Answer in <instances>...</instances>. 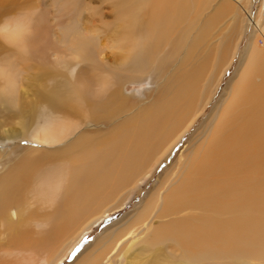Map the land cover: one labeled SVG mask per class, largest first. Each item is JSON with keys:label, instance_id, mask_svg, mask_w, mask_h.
<instances>
[{"label": "bare ground", "instance_id": "obj_1", "mask_svg": "<svg viewBox=\"0 0 264 264\" xmlns=\"http://www.w3.org/2000/svg\"><path fill=\"white\" fill-rule=\"evenodd\" d=\"M181 9V0H154L153 20L130 40L123 66L152 67L159 77L172 67L149 103L130 112L137 101L123 91L125 80L111 73L100 76L93 95L79 94L75 63L67 67V93L43 91L45 102L33 122L22 123L27 128L21 134L33 145L14 154L9 172L0 171V264L63 262L84 234L131 198L208 106L235 51L230 57L228 48H221L219 59L226 58L221 74H208L203 82L199 63L190 56L195 40L186 42L178 27ZM260 40L263 45L253 44L246 63L236 69L219 108L211 101L205 119L214 123L206 127L209 134L187 154L188 144L182 145L178 156L189 157L179 180L162 196L159 219L146 221L150 202H144L127 218L126 229L107 232L109 241L95 243L85 257L83 249L72 264H95L98 258L115 264L119 257V264H157L170 257L190 264L218 259L247 264L251 256L264 258V211L259 208L264 180L257 175L264 151V36ZM11 82L8 95L0 91L8 99ZM10 103L18 106L19 99ZM99 123L106 124L105 130ZM13 133L2 139H16ZM134 234L142 244L129 256L137 241H126Z\"/></svg>", "mask_w": 264, "mask_h": 264}, {"label": "rangeland", "instance_id": "obj_2", "mask_svg": "<svg viewBox=\"0 0 264 264\" xmlns=\"http://www.w3.org/2000/svg\"><path fill=\"white\" fill-rule=\"evenodd\" d=\"M153 3L154 0H0V91L5 89L2 93L8 95L10 81L13 86L10 99L0 95V152L3 154L0 156L1 172L10 171L12 159L19 149L33 145L21 133L27 128V124L33 122L40 106L45 102L42 98L43 91L57 88L67 93L70 88L67 67L73 63L77 67L74 81L79 94L84 91L93 95L91 92L100 81V76L111 73L115 78L125 80L123 91L137 101L138 105L131 108L130 112L139 105L149 103L152 96L156 95L159 85L167 79L172 67L159 77L160 73L155 72L152 67H148V71L145 68L137 71V67L123 65L128 62L126 54L131 42L137 40L136 34L143 32L140 27L146 26L148 20H153ZM181 3L178 27L186 42L189 39L195 40V48L190 56L193 55L198 61L203 82L208 74H221L220 66L226 61V58L219 59L221 48L227 47L230 57L235 51L231 63L214 89L208 106L199 114L193 126L153 166L151 174L135 188L131 198L119 209L105 215L84 234L68 250L60 264H72V260L83 249V256H87L95 243L102 246L110 239V236L104 239L107 232L126 229L127 218L133 213L136 215L146 201L150 202V214L146 221L149 223L159 219L162 196L179 180L184 168L183 160L189 157L178 156L183 149L182 145L188 144V148L184 149V154H187L193 150L192 146L206 138L209 134L206 127L210 129L214 124L213 121L209 123V120H205L211 103L218 101L219 108L220 101L226 99L225 94L236 69L248 60L251 46L256 43L263 45L260 39L264 36V0H181ZM130 52L134 51L130 49ZM130 55L133 56L132 53ZM176 62L177 60L173 64ZM126 67L129 69L125 70ZM2 75L4 79L1 78ZM17 98L19 105H12L10 101ZM71 99L76 101L72 97ZM18 108L21 115L17 113ZM125 114L127 113L120 114L119 119L124 118ZM69 115L74 119L80 118L77 114ZM23 122L27 124L22 127ZM99 124V129L101 127L105 130L106 124ZM11 131L16 133V139L10 137L3 140V136ZM5 157L8 159L4 162ZM260 158L262 171L257 175L264 180V151ZM259 208L264 211V203ZM38 211L40 210L33 213ZM134 235H129L131 238L126 241V244L132 242L133 237L137 241L136 250L131 247L127 251L129 256L140 250L138 247L142 244L137 240V235ZM97 238L102 239L99 241ZM167 243L169 242H166V247L171 249L172 254H176L178 250L175 251ZM261 259L251 256L247 264H264V258ZM119 260L122 261L119 257L115 264H119ZM220 263L222 262L218 259L211 264ZM95 264H105L104 259L98 258ZM157 264L190 263L170 257L169 260H157ZM233 264L237 262L233 261Z\"/></svg>", "mask_w": 264, "mask_h": 264}]
</instances>
